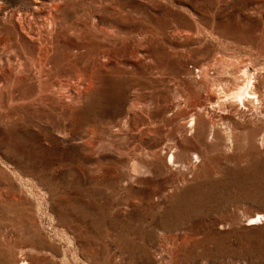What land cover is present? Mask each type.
I'll return each mask as SVG.
<instances>
[{
  "label": "rangeland",
  "instance_id": "rangeland-1",
  "mask_svg": "<svg viewBox=\"0 0 264 264\" xmlns=\"http://www.w3.org/2000/svg\"><path fill=\"white\" fill-rule=\"evenodd\" d=\"M34 1L0 0V264H264V0H54L50 34L40 0L27 35Z\"/></svg>",
  "mask_w": 264,
  "mask_h": 264
},
{
  "label": "bare ground",
  "instance_id": "bare-ground-1",
  "mask_svg": "<svg viewBox=\"0 0 264 264\" xmlns=\"http://www.w3.org/2000/svg\"><path fill=\"white\" fill-rule=\"evenodd\" d=\"M60 1V0H59ZM59 1H57V2H59ZM62 1V0H61ZM42 2L40 1V0H35L34 1V5L32 6V10H29L28 9V12L29 13H24V14H21V15H18V19L16 20V22L17 23H19V30H21V31H23V33H25L26 32V34L27 33H30V32H32V30L34 29L33 27H35L36 26V24H37V21H39L40 19H39V13H41L43 10H44V5H42L41 4ZM61 3V2H60ZM62 3H63V1H62ZM61 3V4H62ZM3 4V3H2ZM58 4V3H57ZM57 4H55V2H54V0L53 1H51V4H50V7H49V10H48V12H47V14H46V18H45V20H44V22L43 23H40L41 25H42V27L43 26H45V28H48L47 29V31L48 30H52V29H54V27H55V23L57 22V21H55V19H56V16H55V10H58V6H57ZM0 6H1V4H0ZM3 6V5H2ZM1 8V7H0ZM55 9V10H54ZM54 10V11H53ZM39 19V20H38ZM58 19V18H57ZM56 24H58V23H56ZM39 26V25H38ZM33 28V29H32ZM41 28V27H40ZM11 29H15L14 27H12ZM10 29V30H11ZM37 29V28H36ZM40 30V29H39ZM3 31V30H2ZM13 31V30H12ZM11 31V32H12ZM53 32H54V30H52ZM52 31H50V32H52ZM9 32V31H8ZM7 31H5V33H8ZM15 32V31H14ZM44 32V31H43ZM10 33V32H9ZM13 33V32H12ZM11 33V34H12ZM21 33V32H20ZM19 33V34H20ZM47 34L49 33V31L48 32H46ZM81 33V32H80ZM10 34V35H11ZM34 34H37L36 32L34 33ZM50 34V33H49ZM54 33H52V35H53ZM13 35V34H12ZM24 35V34H23ZM22 34H21V36H23ZM28 35V34H27ZM30 35V34H29ZM45 35V34H44ZM84 35V34H83ZM31 36V35H30ZM34 36H36V35H34ZM38 36V35H37ZM47 36V35H46ZM54 36V35H53ZM56 36V35H55ZM59 36V35H58ZM78 36H79V34H78ZM3 37H4V34H3ZM6 37V36H5ZM31 39H33L34 40V37L33 36H31L30 37ZM35 38H37V37H35ZM43 38H47V37H44L43 36ZM49 38V37H48ZM42 39V38H41ZM58 39V38H57ZM32 40V41H33ZM38 40H39V37H38ZM49 40V39H48ZM89 41V40H88ZM7 42V41H6ZM33 42H36V41H33ZM32 42V43H33ZM53 42V41H52ZM37 43V42H36ZM39 43V42H38ZM50 43V42H49ZM8 44V43H7ZM51 44V43H50ZM55 44V43H54ZM2 45V44H1ZM4 45V44H3ZM6 45V44H5ZM51 45H53V43L51 44ZM5 47H8V46H5ZM6 48H4V46H3V50H5ZM13 49V48H12ZM2 50V51H3ZM14 50H15V48H14ZM10 51H12L11 49H10ZM105 51V50H104ZM6 52H8V50H6ZM15 52H16V50H15ZM18 52V51H17ZM108 52V51H107ZM110 52V51H109ZM3 53V52H2ZM8 53H10V52H8ZM12 53V52H11ZM4 54V53H3ZM7 54V53H6ZM13 54H15V53H13ZM18 54V53H17ZM12 55V54H11ZM4 56H6V55H4ZM14 56V55H13ZM20 56V55H19ZM18 56V57H19ZM49 56V46H47V44H43V46H39V48H38V51H37V59L36 60H38L39 62L42 60V66H41V68H44L47 64L45 63V60H46V58ZM77 56V55H76ZM3 57V56H2ZM8 57V56H7ZM6 57V58H7ZM15 57V56H14ZM27 57V56H26ZM11 58V57H10ZM17 58V57H16ZM28 58H30V57H27V59ZM3 59V58H2ZM9 59V58H8ZM9 60H11V59H9ZM9 60H8V62H9ZM28 60H30V59H28ZM28 60H25L24 62H27ZM1 61V60H0ZM11 61H14V60H11ZM11 61H10V63H11ZM35 62V61H34ZM37 62V61H36ZM35 62V63H36ZM39 62H37V63H39ZM16 63H18V62H16ZM16 63H15V65H16ZM20 63V62H19ZM23 64H25V63H23ZM29 65H30V63H28ZM34 64V63H33ZM46 64V65H45ZM13 66V68H14V65H11V67ZM18 66V65H17ZM16 66V67H17ZM21 66V65H20ZM20 66H18V67H20ZM24 66V65H23ZM32 66V65H31ZM25 67V66H24ZM23 67V68H24ZM51 68V67H50ZM203 68V67H202ZM202 68L200 69L201 70V72L203 71L202 70ZM25 69V68H24ZM46 69V68H45ZM48 69V68H47ZM206 69V68H205ZM12 70V69H11ZM17 69H14V71H16ZM21 70V69H20ZM23 70V69H22ZM43 69H41V71H42ZM200 70H199V72H200ZM18 71V70H17ZM24 71V70H23ZM45 71V70H44ZM207 71V70H206ZM204 72V71H203ZM201 73V74H205V73H208V72H205V73ZM246 73H248L247 71H245ZM20 73V72H19ZM22 73V72H21ZM24 73V72H23ZM45 73V72H44ZM17 74L18 73H16L15 75L17 76ZM50 75V74H49ZM52 76V75H51ZM50 76V77H51ZM204 76V75H203ZM206 76V75H205ZM47 77H49V76H47ZM49 77V78H50ZM207 77V76H206ZM52 78H53V76H52ZM193 78V77H192ZM205 78V77H204ZM48 80V79H47ZM194 80V79H193ZM206 80V79H205ZM50 81V80H49ZM48 81V82H49ZM192 81V80H191ZM52 82V81H51ZM53 83H54V81H53ZM209 84V83H208ZM52 85V84H51ZM55 85V84H54ZM58 84H56V86H57ZM201 85H202V83H201ZM205 85H207V83H206V81H205ZM250 85H251V83H250ZM49 87V86H48ZM55 87V86H54ZM54 87H52V89L54 90ZM58 87V86H57ZM202 87H203V85H202ZM238 87V86H237ZM199 88V87H198ZM51 89V88H50ZM248 89V88H247ZM58 90V89H57ZM254 91H253V89L251 88L250 89V87H249V89H248V92H246L247 94H244L243 93V91L242 92H240V94H237L238 96H242V95H244L243 96V98H247L248 96H249V94H256V93H253ZM249 93V94H248ZM232 94V93H231ZM228 96V95H227ZM231 95H229V97H230ZM237 96V97H238ZM251 96V95H250ZM233 97V96H232ZM217 97H215V99H216ZM228 98V97H227ZM243 98H240V100L242 99V101L244 100ZM212 99V98H211ZM226 99V98H225ZM238 99V98H237ZM213 100V99H212ZM227 100V99H226ZM230 101H232L233 102V100L231 99ZM236 101H238V100H236ZM236 101H234V102H236ZM248 101V100H247ZM215 102H216V100H215ZM229 102V101H228ZM211 103V102H210ZM214 103V102H213ZM236 104H238L239 105V103L237 102ZM204 106V105H203ZM234 106V108L236 109V107H235V105H233ZM233 106H232V104H231V107L233 108ZM237 106V105H236ZM206 107V106H205ZM230 107V108H231ZM201 108V107H200ZM203 108V107H202ZM197 109V108H196ZM205 109V108H204ZM206 109H208V108H206ZM205 109V110H206ZM238 109V108H237ZM236 109V110H237ZM239 110V109H238ZM204 111V110H203ZM195 112V111H194ZM198 112V111H197ZM207 112V111H206ZM186 113V112H185ZM204 113V112H203ZM192 114V113H191ZM190 114V115H191ZM200 114V111H199V113L197 114V113H193L192 114V117H191V121L189 122L190 123V127L191 126H194L195 125V123H197V122H195L196 120H198V119H196L198 116H200L199 115ZM228 114H230V113H228ZM147 115V114H146ZM184 115V114H183ZM197 115V117L195 118L194 116H196ZM207 115H208V113H207ZM206 115V116H207ZM210 115V114H209ZM189 116V115H188ZM205 115H203V117H204ZM205 116V117H206ZM181 117V116H180ZM211 117V116H210ZM209 117V118H210ZM183 118H185V117H183ZM202 118V117H201ZM128 119H129V117H128ZM127 119V120H128ZM174 119V118H173ZM172 119V120H173ZM187 119H188V117H187ZM203 119V118H202ZM201 119V120H202ZM207 119H208V116H207ZM207 119H203V121H201V131H203V134H204V132H207L206 130L208 129L209 130V128L207 127V125H208V123H207ZM151 120V119H150ZM186 120V119H185ZM206 120V121H205ZM209 120V119H208ZM171 121V120H170ZM169 121V122H170ZM129 123L131 122L130 121V119H129V121H128ZM127 122V123H128ZM149 123H150V121H148ZM177 122V121H176ZM188 122V121H187ZM211 122V121H210ZM129 123L127 124V125H129ZM182 123H186V121L185 122H182ZM181 123V124H182ZM188 123V124H189ZM198 123H199V121H198ZM147 124V123H146ZM151 124V123H150ZM155 124V123H154ZM172 124H174V123H172ZM179 124V123H178ZM200 124V123H199ZM139 125V124H138ZM159 125V124H158ZM176 125V124H175ZM180 125V124H179ZM197 125V124H196ZM209 125H210V123H209ZM130 126V128H131V125H129ZM150 126V125H149ZM156 126V125H155ZM174 126V125H173ZM199 126V125H198ZM152 127H153V125H152ZM180 127V126H179ZM187 127V126H186ZM186 127H185V129H186ZM197 127V126H196ZM196 127H195V129H196ZM200 127H198V128H200ZM135 128V127H134ZM144 128H145V126H144ZM176 128V127H175ZM193 128V127H192ZM191 128V129H192ZM213 128V127H212ZM125 129V128H124ZM126 129H128V132H129V128H126ZM133 129V128H132ZM131 129V130H132ZM148 129V128H147ZM155 129V128H154ZM211 129V128H210ZM213 129H215V128H213ZM139 130H140V128H139ZM138 130V131H139ZM145 131H146V129H144ZM149 130V129H148ZM181 130V129H180ZM188 130H189V128H188ZM229 130V129H228ZM141 131H143V129L141 130ZM185 131H187V130H185ZM197 131V130H196ZM195 131V132H196ZM134 132H137L136 130L134 131ZM149 132V131H148ZM152 132H154L153 130H152ZM182 133H183V131H181ZM215 132H217V129H216V131ZM229 132V133H228ZM139 133V132H138ZM144 133V132H143ZM146 133V132H145ZM155 133H156V130H155ZM171 133V132H170ZM179 133H180V131H179ZM194 133V132H193ZM208 133V132H207ZM211 133V132H210ZM210 133H208V135H210ZM219 135L218 136H220V140H222V141H224V143L225 142H229L230 141V138H231V136L232 135H230L231 133H230V131H227V133L225 134H223V136H221L220 135V133L222 134V132H217ZM234 133V132H233ZM132 134V133H131ZM153 134V133H152ZM185 134V133H184ZM200 134V133H199ZM213 134V133H212ZM144 135H146V134H144ZM151 135V134H150ZM183 135V134H182ZM205 135H206V133H205ZM205 135H202V137L203 136H205ZM128 136V135H127ZM138 136V135H137ZM141 136V135H140ZM194 136V135H193ZM211 136V135H210ZM215 136V135H214ZM129 137V136H128ZM182 137V136H181ZM233 137V136H232ZM204 138V137H203ZM205 138H206V136H205ZM219 138V137H218ZM131 139V138H130ZM169 139V138H168ZM177 139V138H176ZM181 139V138H180ZM214 139H215V137H214ZM127 140H128V138H127ZM170 140V139H169ZM209 140V139H208ZM218 140V139H217ZM142 141V140H141ZM181 141V140H180ZM205 141V140H204ZM212 141H214L213 140V138H212ZM136 142H138L137 140H136ZM175 142H177V141H175ZM201 142V141H200ZM227 142V143H228ZM133 143V142H132ZM181 143V142H180ZM203 143V142H202ZM205 143H207V141L205 142ZM211 142H209V144H210ZM218 143H219V141H218ZM139 144V143H138ZM168 144V143H167ZM171 144L172 143H170L169 145L171 146ZM174 144H176V143H174ZM199 144H201V143H199ZM208 144V145H209ZM191 146H192V144H190ZM189 145V146H190ZM196 145H198V144H196ZM195 145V146H196ZM203 145H204V143H203ZM206 145V144H205ZM216 145H217V143H216ZM220 145V144H219ZM173 146V145H172ZM175 146H177V145H175ZM202 146V145H201ZM212 146L214 147V145H213V142H212ZM211 145H210V147H212ZM127 147V146H126ZM136 147V146H135ZM179 147H181V146H179ZM184 147V146H183ZM186 147V146H185ZM209 147V146H208ZM129 148V147H128ZM136 148H138V146L136 147ZM135 148V149H136ZM165 148V147H164ZM169 148V147H168ZM176 148V147H175ZM177 148H178V146H177ZM176 148V149H177ZM204 148H206V147H204ZM217 148H218V146H217ZM162 149V148H161ZM175 149V150H176ZM183 149V148H182ZM190 149V148H189ZM188 149V150H189ZM192 150H193V148H191ZM195 149V148H194ZM198 149H199V146H198ZM203 149V148H202ZM210 149V148H209ZM127 150V149H126ZM128 150H130V149H128ZM144 150V149H143ZM160 150V149H159ZM162 150H164V149H162ZM167 150V149H166ZM171 150H173V148L171 147V148H169L168 149V153H169V157H168V163L169 164H177L178 162L180 163V161H181V164H182V159L180 160V161H178L180 158H181V155H183V152H182V154H181V152L180 153H177L178 152V150L176 151V152H172ZM185 150V149H184ZM188 150H186V153H187V151ZM191 150V151H192ZM204 150V149H203ZM214 150H215V148H214ZM135 151H137V150H135ZM142 151V150H141ZM157 151V150H156ZM171 151V152H170ZM183 151V150H182ZM143 152V151H142ZM152 153H153V151H151ZM129 153V152H128ZM130 153H131V151H130ZM139 153V152H138ZM137 152H136V154H138ZM144 153V152H143ZM145 153H147V152H145ZM144 153V154H145ZM155 153V152H154ZM203 153H207V151L206 152H204L203 151ZM133 154V153H132ZM144 154L142 155V156H144ZM156 155H157V153H155ZM208 154V153H207ZM127 155V154H126ZM147 155V154H146ZM155 155V156H156ZM187 155H188V153H187ZM132 156V155H131ZM130 156V157H131ZM149 156V155H148ZM159 156H161V154L159 155ZM158 156V157H159ZM167 156V155H166ZM127 157H128V155H127ZM139 157H141V156H139ZM152 157V156H151ZM153 157H154V155H153ZM157 157V158H158ZM180 157V158H179ZM182 157H184V156H182ZM145 158V156L143 157V159ZM148 158V157H147ZM157 158H156V160H157ZM161 158V157H160ZM159 158V159H160ZM185 158V157H184ZM128 159H130V158H128ZM146 159V158H145ZM149 159V158H148ZM147 159V160H148ZM151 159V158H150ZM155 159V157L153 158V160ZM141 160H142V157H141ZM153 160H152V162H153ZM186 160H187V158H186ZM132 161V160H131ZM137 161H138V157H137ZM149 161H151V160H149ZM159 161H161V160H159ZM162 161H164L165 163H166V161H165V159L164 160H162ZM143 162H145V163H147L146 161H143ZM189 162L191 163V161H190V158H189ZM139 163H140V161H139ZM145 163H143V164H145ZM151 163V162H150ZM159 163V165H160V162H158ZM183 163H185L184 162V160H183ZM148 164V163H147ZM189 164V163H188ZM188 164H186V166L188 165ZM136 165V164H135ZM164 165V164H163ZM192 164H190L189 166H191ZM150 166V165H149ZM151 166H153L152 164H151ZM166 166V165H165ZM173 167H174V165H173ZM161 168V167H160ZM187 168H188V166H187ZM150 169H151V167H150ZM179 169V168H178ZM186 169V168H185ZM172 170V169H171ZM259 218V219H262V217H263V215L262 216H260V215H256V217L255 218ZM252 221H256L254 218L253 219H251ZM258 220V219H257ZM252 225V224H251ZM21 260H22V262H24V259H23V257L21 258Z\"/></svg>",
  "mask_w": 264,
  "mask_h": 264
}]
</instances>
